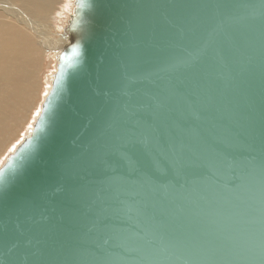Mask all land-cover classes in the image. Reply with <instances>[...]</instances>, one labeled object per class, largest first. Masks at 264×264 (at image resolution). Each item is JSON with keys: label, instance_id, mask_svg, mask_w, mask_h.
I'll list each match as a JSON object with an SVG mask.
<instances>
[{"label": "water", "instance_id": "1", "mask_svg": "<svg viewBox=\"0 0 264 264\" xmlns=\"http://www.w3.org/2000/svg\"><path fill=\"white\" fill-rule=\"evenodd\" d=\"M73 6L0 264H264V0Z\"/></svg>", "mask_w": 264, "mask_h": 264}, {"label": "bare ground", "instance_id": "2", "mask_svg": "<svg viewBox=\"0 0 264 264\" xmlns=\"http://www.w3.org/2000/svg\"><path fill=\"white\" fill-rule=\"evenodd\" d=\"M58 1L0 0V156L25 132L43 89L41 63L63 41L64 35L58 39L48 35ZM32 15L40 16L33 19ZM31 36L38 37L36 44Z\"/></svg>", "mask_w": 264, "mask_h": 264}, {"label": "rangeland", "instance_id": "3", "mask_svg": "<svg viewBox=\"0 0 264 264\" xmlns=\"http://www.w3.org/2000/svg\"><path fill=\"white\" fill-rule=\"evenodd\" d=\"M61 3H63L62 6L60 5ZM73 5L74 0H59L58 3L54 5L53 9L57 12L54 14V18H52L51 22L53 27L51 29L50 34L48 35L55 39L59 38L57 37L59 36V34L64 35V29L66 28L67 23L72 15L74 7ZM39 16L40 15H32V18L36 19ZM40 20L41 22H45L44 17H40ZM31 39L33 41V44H36L38 37L36 39L35 37L31 36ZM56 63L57 61L55 54L48 57H44V60L41 63V74L39 75V78L43 83L42 92L40 95H37L38 100L35 103L33 109L31 110V118L29 119L28 123H26V125L23 127V130H25V132L23 131L24 133L21 134L22 136H20L17 140L12 142V144L7 145L4 148L3 154L0 156V167L4 164L5 160L9 157V155L14 152L16 147L29 135L31 128L40 113L42 102L51 87V81L56 71Z\"/></svg>", "mask_w": 264, "mask_h": 264}]
</instances>
